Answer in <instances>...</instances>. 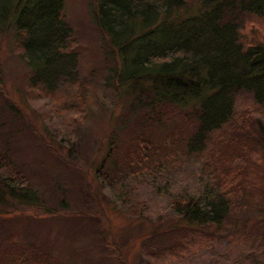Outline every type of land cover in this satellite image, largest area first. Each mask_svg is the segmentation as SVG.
<instances>
[{"label":"trees","instance_id":"16d2710c","mask_svg":"<svg viewBox=\"0 0 264 264\" xmlns=\"http://www.w3.org/2000/svg\"><path fill=\"white\" fill-rule=\"evenodd\" d=\"M92 1V17L109 48L105 57L115 60L108 66L106 85L114 87L125 108L113 120L105 163L95 169L97 180L114 193V204H123L120 210L127 218L142 222L152 216L139 206L137 189H132L141 171L149 167V185L154 188L155 175L160 174L163 182L174 180L179 171L172 169L179 167L180 159L185 161L180 171L190 163L197 165V189H186L183 195L177 189H163L169 199L166 214L176 220L175 226L164 232L160 226L151 234L162 238L184 230L186 244L198 237L203 246L206 238H216L222 250L235 239L250 240V251L256 255L249 264H264V189H248L254 185L246 178L247 165L253 163H245L264 154V33L252 26L243 31L251 18L264 25V0ZM64 6L65 0H0V29L12 30L7 34L29 67L27 82L32 89L55 92L79 78ZM241 94L248 95L256 109V126L236 115ZM7 120L18 125L20 112L12 103H0V123L6 125ZM131 124L139 134L132 140L135 150L127 159L117 158L118 164L114 152L122 139L117 133ZM156 129L163 131L160 142L151 141L143 131ZM6 146L5 141L0 147V200L4 201L0 213L9 214L4 219L15 226L14 233L0 228V264H48L44 251L32 245L38 243L37 221L65 210L69 201L59 179L50 193L58 199L56 203L51 199L54 204L25 187L22 178L15 181V163L3 158L5 148L9 150ZM1 162L9 166L2 170ZM237 208L257 210L260 220L237 219ZM178 244L168 252L174 254ZM142 245L146 254L155 256L154 248Z\"/></svg>","mask_w":264,"mask_h":264},{"label":"rangeland","instance_id":"374dc122","mask_svg":"<svg viewBox=\"0 0 264 264\" xmlns=\"http://www.w3.org/2000/svg\"><path fill=\"white\" fill-rule=\"evenodd\" d=\"M93 11L92 0H65L64 15L73 32L69 46L78 55L79 78L71 82L73 85L63 84L64 87L62 85L50 93L28 86L29 67L20 58L16 41L7 34L13 32L0 29V103H12L21 116L18 125L17 121L13 124L11 120H7L6 125L5 120L4 124L0 123V147L6 141L9 148H5L7 152L3 158L15 163V181L22 178L25 187L37 190L51 204H54L52 198H55V203L58 201L50 193L54 192L52 184L59 179L70 205L38 220V243H29L44 251L48 264H232L231 257L238 264L251 263L256 252L250 251V240L239 242L235 239L222 250L218 249L216 238L213 241L206 238L208 243L203 246L197 242L198 237L191 238L186 244L183 242L184 230L172 235L165 233L162 238L151 234L160 226L163 232L175 226L173 222L176 220H171L166 214L169 199L163 189H177L179 195H183L186 189H197V165L190 163L186 170L180 171V166L185 163L180 159L179 167L172 169V173L179 171L174 180L163 182L160 174L155 175L154 188L149 185L152 179L148 177L149 167L141 171L142 177L132 184L139 199L133 197L131 202L136 200L152 216L142 222H136L137 218H127L120 210L123 204H114V193L97 180L95 169L101 161L105 163L110 143L108 138L112 137L114 129L113 120L123 115L125 108L114 87L106 85L108 66L111 67L115 60L108 61L105 57L109 48L92 17ZM250 26L264 33L262 21L251 18L243 31ZM255 112L250 97L239 95L236 115L256 126L253 120ZM137 131L131 124V127H123V131L117 133L122 140L120 149L114 152L116 161L117 158L127 159L130 151L134 152L132 140L138 139ZM143 131L151 141L160 142L163 137L161 129ZM253 147L261 148L258 144ZM248 162L253 164L247 165L250 172L246 178L254 185L253 188L248 185V189H264V154L245 163ZM7 165L9 162H1L2 170ZM2 202L0 200V209L4 205ZM5 209L8 211V206ZM256 214L257 210L252 208H237L234 216L260 220ZM5 217L9 214L0 213V228L13 232L15 223L6 221ZM17 240L25 242V239ZM143 242L149 246L148 249L150 246L155 249V256L152 252L146 254ZM176 242L179 244L172 251L174 254L169 253V247ZM161 247L165 250L157 251ZM230 247L233 249L228 252L226 249Z\"/></svg>","mask_w":264,"mask_h":264}]
</instances>
